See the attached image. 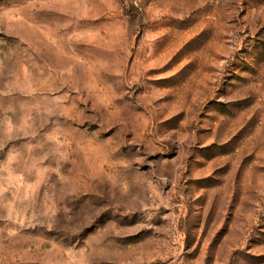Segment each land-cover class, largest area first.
Listing matches in <instances>:
<instances>
[{"label":"rangeland","instance_id":"obj_1","mask_svg":"<svg viewBox=\"0 0 264 264\" xmlns=\"http://www.w3.org/2000/svg\"><path fill=\"white\" fill-rule=\"evenodd\" d=\"M0 264H264V0H0Z\"/></svg>","mask_w":264,"mask_h":264}]
</instances>
